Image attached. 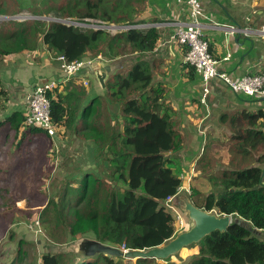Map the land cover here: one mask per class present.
<instances>
[{
  "label": "trees",
  "instance_id": "1",
  "mask_svg": "<svg viewBox=\"0 0 264 264\" xmlns=\"http://www.w3.org/2000/svg\"><path fill=\"white\" fill-rule=\"evenodd\" d=\"M17 1L23 9L44 0H31L28 4L24 0ZM141 4L142 0H76L66 6L53 5L50 9L57 17L91 18L106 24L129 26L139 23L135 16ZM30 14L36 19L18 21L10 18L4 21L13 24L7 31L0 26V63L6 55L35 50L38 46L32 41L34 36L39 37L53 57L63 56L67 62L80 60L88 51L93 52L89 56L92 59L98 55L117 59L126 54L127 49L130 53H147L159 36L153 27L128 28L115 36L105 30L79 31L57 21L44 22L39 19L43 13ZM113 76L109 95L111 99L121 100L125 120L118 132V141L88 126L95 97L93 101L84 97L85 90L73 81L74 78L63 82V93L57 91L59 83L47 92L50 121L56 128V136L62 128L82 131L83 126L89 127L93 132L91 137L104 143V150L112 149V179L123 186L106 193L100 178L86 175L85 185L72 186L70 183L64 187L65 195L72 190L78 191L80 196L74 194L68 201L61 200L56 204L57 214L63 219L62 223L68 225L72 236L90 237L127 250L160 246L177 233L173 217L162 202L175 194L182 181L164 156L176 146L170 109L163 88L151 85V72L146 61L136 59L124 75ZM84 99L87 100L86 108L81 106ZM6 101L7 90L0 80V109L5 108ZM7 122L17 131L23 127L52 138L44 130L26 125L20 112H12ZM78 122L82 125L77 126ZM214 161L216 159L212 157L211 162H207V170ZM261 174V167L250 164L240 170L207 172L211 190L194 205L208 212L215 210L218 214L230 215L231 223L226 231H214L205 236L198 243V255L188 264H264V241L258 235L264 232ZM67 217H70L69 221ZM90 258L112 264L111 258L103 254ZM41 259L42 264H62L59 255L44 254ZM87 259L78 264H90ZM136 260L148 264L155 259Z\"/></svg>",
  "mask_w": 264,
  "mask_h": 264
},
{
  "label": "crops",
  "instance_id": "2",
  "mask_svg": "<svg viewBox=\"0 0 264 264\" xmlns=\"http://www.w3.org/2000/svg\"><path fill=\"white\" fill-rule=\"evenodd\" d=\"M191 2L203 25L209 51L218 60L220 69L232 79L245 74H264V0ZM189 8L187 0H142L136 21L152 24L159 36L151 51L140 53V57L138 52H133L130 63L136 59L146 61L151 85L163 88L176 143L164 156L174 173L179 178L184 176L180 178L181 186L188 189L186 194L194 204L200 203L211 190L207 172L240 170L249 164L259 166L264 187V97L234 93L217 79L207 83L208 93L203 97L200 77L183 62L184 47L169 40L173 23L186 22ZM89 55L87 52L81 59L91 60ZM120 58L98 55L92 61L111 66V61L118 62ZM72 77L79 81L92 78L98 85L87 67L66 76L44 44L32 51L4 56L0 63V80L7 90L4 114L21 112L27 107L28 96L35 86L54 80L62 89L63 82ZM212 157L216 161L207 170ZM258 235L264 241V232ZM198 252L199 245L192 244L166 260L170 264H188Z\"/></svg>",
  "mask_w": 264,
  "mask_h": 264
},
{
  "label": "rangeland",
  "instance_id": "3",
  "mask_svg": "<svg viewBox=\"0 0 264 264\" xmlns=\"http://www.w3.org/2000/svg\"><path fill=\"white\" fill-rule=\"evenodd\" d=\"M75 1L44 0L43 3L26 6L23 10L17 0H0V13H4L0 15V23L3 22L0 26L3 31H7L13 24L4 21L13 16L12 19L20 16L31 19L34 16L30 13L34 12L43 13L40 18H45L41 19L44 22H56L57 19L62 20L60 18L72 19L57 17L50 8L57 4L66 6ZM23 2L28 4L31 0ZM122 31L124 29H118L115 33L105 30L111 36ZM32 41L36 46L41 45L38 36H34ZM88 53L89 56L93 55V52ZM132 55L127 49L118 62L111 61L110 65L115 69L105 80L103 89L92 78L81 81L73 79L85 90L84 97L91 101L95 97L88 126L109 137L113 136L116 141L125 120L121 113V100L111 99L109 84L114 82L113 75L126 73L131 65ZM57 91L63 93V89ZM83 101L81 106L86 108L87 100ZM5 111L7 107L5 110L0 109V264H42L44 254L59 255L62 264H78L84 257L76 253L72 242L85 236L69 234L68 225L62 223L63 219L57 214L56 204L61 200L68 201L74 194L80 196L78 191L72 190L65 195L67 192L64 187L70 183L72 186H82L86 175L100 178L106 193L122 189L123 186L112 179V149L104 150V143L95 141L91 137V129L84 126L82 131H67L62 128L53 138L23 127H19L17 131L8 124L10 115H5ZM25 111L26 107L20 114ZM80 125L82 123L78 122L77 126ZM69 220L70 217H67V221ZM108 258H111L112 264H142L136 259ZM167 260H153L148 264H170ZM87 261L90 264H106L99 258L89 257Z\"/></svg>",
  "mask_w": 264,
  "mask_h": 264
},
{
  "label": "built area",
  "instance_id": "4",
  "mask_svg": "<svg viewBox=\"0 0 264 264\" xmlns=\"http://www.w3.org/2000/svg\"><path fill=\"white\" fill-rule=\"evenodd\" d=\"M187 4L190 6L188 12L189 18L186 22L173 23L174 29L170 34L169 40L184 47L183 62L185 65L193 68L200 77L203 84V97L208 93L207 83L211 79L219 80L234 93L264 97V74H245L237 79H232L227 72L219 68L218 60L215 59L209 51L208 41L204 35L203 25L199 21L200 18L198 13L194 9L191 0H187ZM26 18V16H20L17 19L24 20ZM57 21L78 30H107L111 33H115L118 29H141L153 26L152 24L140 23L121 27L88 18L79 21L73 19H58ZM55 59L59 62V69L66 76L75 75L76 72L85 68L92 62V60L84 59L67 62L63 56H58ZM56 85V81L50 80L42 85L35 86L28 96V103L24 114V123L26 125L38 127L52 138L56 136V128L50 121V102L46 95L47 92L51 91ZM180 178L184 179V176L181 175ZM180 192L188 193L189 191L187 188H184V186H180L177 188L175 194L168 196L162 202L165 210L173 217L177 233L182 231L187 225L184 214L177 207L176 196ZM120 250L125 251L127 249L121 247Z\"/></svg>",
  "mask_w": 264,
  "mask_h": 264
},
{
  "label": "water",
  "instance_id": "5",
  "mask_svg": "<svg viewBox=\"0 0 264 264\" xmlns=\"http://www.w3.org/2000/svg\"><path fill=\"white\" fill-rule=\"evenodd\" d=\"M39 19L45 18L39 17ZM86 67L89 74L93 75L100 88L103 89L107 73L111 72L113 68L109 65H99L96 61L90 62ZM176 201L177 207L187 219V227L160 246L122 251L116 246L104 244L88 237H81L73 241L72 245H74L76 253L85 259L103 254L108 257L124 259L163 261L177 255L181 249L187 246L198 244L205 236L214 231H226L231 223L230 215L212 213L199 208L190 201L184 192H180L176 196Z\"/></svg>",
  "mask_w": 264,
  "mask_h": 264
},
{
  "label": "clouds",
  "instance_id": "6",
  "mask_svg": "<svg viewBox=\"0 0 264 264\" xmlns=\"http://www.w3.org/2000/svg\"><path fill=\"white\" fill-rule=\"evenodd\" d=\"M57 20H58V19H57ZM57 20H56V21H57ZM75 21H78V20H75ZM57 22H58V21H57ZM76 30H78V29H76ZM79 31H84V30H79ZM80 60H81V59H80Z\"/></svg>",
  "mask_w": 264,
  "mask_h": 264
}]
</instances>
